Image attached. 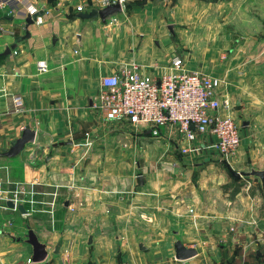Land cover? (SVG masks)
<instances>
[{"label": "crops", "instance_id": "obj_1", "mask_svg": "<svg viewBox=\"0 0 264 264\" xmlns=\"http://www.w3.org/2000/svg\"><path fill=\"white\" fill-rule=\"evenodd\" d=\"M28 3L38 9L40 23L26 26ZM186 4L193 48L181 50L187 40L174 42L165 20L169 9L183 12ZM79 5L81 11L76 9ZM97 6V0H0V159H12L1 152L20 136L22 126L29 125L35 140L27 145L30 163L16 167L21 180L63 183L72 196L66 200L69 210L76 209L63 234L68 245L65 239L58 242V253L57 243L46 245L43 261L27 263L32 253L26 236H21L22 214L4 208L5 200L0 199V216L5 212L7 218L0 220V264H179L173 248L177 239L196 250L185 264H264V230L257 224L258 214L247 212L256 198L245 197L241 182H227L230 186L223 193L215 180L192 179L190 171L196 166H186L190 171L183 175L179 159L189 163L188 155L200 151L177 156L169 145L177 142L180 151L174 130L164 128L154 138L125 121L105 120L97 106L103 77L136 64L141 72L158 78L170 71L173 56H182L185 69L217 80V94L230 103L224 113L236 115L241 124L237 153L261 162L264 37L239 30L264 27V0H125L122 11L105 22L82 17ZM256 10L262 12L260 22L246 16L258 14ZM255 44L261 47L252 51ZM40 60L46 63L45 71L37 67ZM11 94L21 96L20 110L14 108ZM243 106L245 120L232 112ZM203 140L211 143L214 138L198 136L195 143ZM148 141L160 147L167 142L165 151L151 153ZM209 155L218 158L215 151ZM108 205L116 210L111 220L126 227H102ZM113 234L127 237L126 243L116 254L112 246L102 252L95 236ZM76 235L91 236L93 251L81 238L75 240Z\"/></svg>", "mask_w": 264, "mask_h": 264}, {"label": "built area", "instance_id": "obj_2", "mask_svg": "<svg viewBox=\"0 0 264 264\" xmlns=\"http://www.w3.org/2000/svg\"><path fill=\"white\" fill-rule=\"evenodd\" d=\"M116 3L123 7L125 0H97V7L101 9ZM76 9L81 11L82 6ZM37 13L38 9L33 4H26L25 17L36 15L33 21L40 23L41 17ZM12 53L16 55L17 51L14 49ZM37 67L45 71V61H38ZM170 67L169 72L158 78L141 72L136 64L103 77L101 84L104 89L97 106L104 119L125 121L135 131H148L155 137L164 128L170 127L179 138L182 154L196 153L207 147L225 156L231 154L240 145L241 124L229 112L224 113L230 106L217 94V80L204 72L185 69L182 56H173ZM10 98L14 108L20 110L21 96L11 94ZM24 128L22 126L21 130ZM202 135L205 138L213 137L214 141L195 143L197 137ZM19 191V187L14 190L0 187V199L21 203ZM3 207L8 208L5 204ZM189 211L192 213L193 209ZM178 261L179 264H185L184 260ZM26 262H32L31 256Z\"/></svg>", "mask_w": 264, "mask_h": 264}, {"label": "rangeland", "instance_id": "obj_3", "mask_svg": "<svg viewBox=\"0 0 264 264\" xmlns=\"http://www.w3.org/2000/svg\"><path fill=\"white\" fill-rule=\"evenodd\" d=\"M189 7L188 4H186V9L183 12H175L173 13L172 10H168L167 18L165 20L166 24V32L171 35L172 40L174 42H181L183 41V38L187 40V43H184V45L181 46V50L190 49L193 48V45L190 44V35H191V27L189 24ZM250 11V9H249ZM252 11V9H251ZM257 13L249 14L247 12L246 16H249V18L256 17V20L259 21L260 17H262V12L257 11ZM220 17V15H217ZM214 17L211 16V18ZM260 22V21H259ZM181 28L179 31L178 29ZM175 31L177 33H175ZM237 31V30H236ZM241 33H249L251 36L259 35L261 38L264 37V27L260 30L259 28L253 29V27L250 28H242L239 30ZM261 38H259L261 40ZM261 43V42H259ZM260 44L251 45V50L253 51V48L259 49L261 46ZM264 49V46H262ZM179 49V50H180ZM224 53V59L227 58L226 51ZM222 59V60H224ZM228 101L231 103L233 102V98L229 95H227ZM230 104V103H229ZM233 113L239 114V119L245 120V116L247 114V110H244L241 107L239 111H235V108H232ZM236 116V115H234ZM239 122V121H238ZM160 135H157L154 138H158ZM159 140V139H157ZM154 141V140H153ZM149 146L148 148L151 149V153L153 151L159 150V151H165L164 144L167 142H163L164 144L160 146H156L152 144V141L146 142ZM169 143V142H168ZM31 143L26 144L30 145ZM161 144V143H158ZM177 142H174V144H170V147L174 149V153L177 156H180L181 152L178 150V147L176 146ZM10 146H7V148ZM15 157H12L11 160L7 158L0 159V163L3 164V168H0V187L5 190H14L15 188L19 187V194L18 198L21 201V203L25 206L26 209L29 210L28 214H22L21 217H19L18 222L21 227V236L25 237L27 234V226H30L31 229L36 233L39 240L46 243L48 248H52L53 245L56 243H60L67 238L63 236L65 231L68 229V218L69 215L72 214V212L76 209H70L69 205L65 206L64 202L67 200L70 201L71 199V192H69L67 186H64L63 183H52L50 184H34L30 182H25L21 180V172L18 168H22L24 164H29L32 157L26 147ZM240 146V145H239ZM239 146L229 155L225 156L221 153H219L215 149H204L201 150L199 153H196L195 155H188L189 163H186L184 161H181L179 159V165L182 167V173L183 175H186L190 171V169H186V166L192 165L196 167H192L193 171L191 172L192 179L200 178L201 176L204 178V181H213L215 180L220 184L222 187V192L225 193L226 188L230 186V184H226L227 182H241L242 184H239L240 187H244L245 190L243 193L245 194V197L247 198L249 195L252 198H256L254 201H256L255 205L252 203L251 207L247 208V212L250 213L252 210L256 214H258L257 218V224L259 228L264 230V196L261 191L260 183L257 178H254L252 176H240L239 178L233 177L228 168H231L234 172H247L249 171L250 167L253 168H264V159L261 162H257L255 159H252V157L246 155L245 153H237L241 152ZM147 146L146 149L148 150ZM215 151L218 155V158L214 159L211 158L209 154L211 152ZM238 154L240 156H238ZM139 160V159H138ZM12 164H11V163ZM257 166V167H256ZM159 169V167H158ZM185 171V172H184ZM182 175V176H183ZM256 182L255 184H243L244 182ZM235 186L237 184H234ZM219 186V185H218ZM232 192V191H231ZM233 193H230V206H233ZM7 196H10L8 194ZM251 210V211H250ZM5 211H8V209H5ZM116 210L114 208H111V206H107V209L104 210V213L108 216L107 221L104 223L102 227L106 226L107 229L110 228H122L126 227L125 223L118 222L111 220V218L114 219L115 215L114 213ZM5 212L0 216V220H6ZM261 217V219H260ZM97 227V226H96ZM99 228V227H98ZM87 233H93V232H84ZM105 233V232H102ZM96 240L95 242L99 245L102 252L110 251V248H112L113 252L117 251V248H121L123 243L125 244L127 241V237L122 236L119 237L117 234H113L112 237L110 236H95ZM75 240L81 238L83 240L82 244L87 247V249L93 251V241L89 244L87 236H81L76 235L74 236ZM101 240V241H100ZM98 241V242H97ZM65 244L68 245V242L66 241ZM112 246V247H111ZM117 246V247H116ZM118 252V251H117ZM92 258H89V261H91Z\"/></svg>", "mask_w": 264, "mask_h": 264}, {"label": "water", "instance_id": "obj_4", "mask_svg": "<svg viewBox=\"0 0 264 264\" xmlns=\"http://www.w3.org/2000/svg\"><path fill=\"white\" fill-rule=\"evenodd\" d=\"M122 11L121 5L119 3L106 6L101 9H93L90 12L83 14L82 17L84 18H96L99 17L103 22L106 21L107 18L120 13ZM36 15L29 16L27 15L25 17V24L26 26L32 24L33 18H35ZM14 48V46L6 48V50L3 52L4 55L8 54L10 50ZM35 140V130L32 129L29 125H26L25 128L22 130L20 136L10 142V146L6 149H4L1 152V155L4 157H15L17 156L26 146L28 143H32ZM230 174L235 177L239 178L240 176L246 175V176H252L254 178H257L260 183L261 191L264 196V168H253L250 167L249 171L247 172H234L231 168H228ZM5 205L10 209H16L21 214H27V209L25 206L21 203L15 204L13 200L7 199L5 201ZM65 206L68 205V202L66 201L64 203ZM92 238L89 236L88 243H91ZM25 242L30 245L31 247V259L33 262H40L43 261L47 254V248L46 244L39 240L36 233L27 226V234L25 238ZM174 255L177 260H187L194 256L196 254V250L194 248L186 247L182 244L181 240L177 239L174 244ZM59 252V243H57L54 247V253Z\"/></svg>", "mask_w": 264, "mask_h": 264}, {"label": "trees", "instance_id": "obj_5", "mask_svg": "<svg viewBox=\"0 0 264 264\" xmlns=\"http://www.w3.org/2000/svg\"><path fill=\"white\" fill-rule=\"evenodd\" d=\"M204 2H207V3H213V2H216L217 0H202Z\"/></svg>", "mask_w": 264, "mask_h": 264}]
</instances>
